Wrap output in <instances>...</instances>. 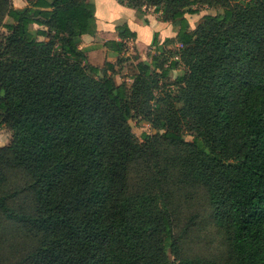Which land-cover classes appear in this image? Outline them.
<instances>
[{"label":"trees","instance_id":"16d2710c","mask_svg":"<svg viewBox=\"0 0 264 264\" xmlns=\"http://www.w3.org/2000/svg\"><path fill=\"white\" fill-rule=\"evenodd\" d=\"M25 1L0 0V264H264V0H116L176 32L126 65L131 83L113 77L126 25L99 68L79 47L93 0ZM201 6L218 13L191 29ZM133 119L155 132L137 138ZM194 191L216 258L185 254Z\"/></svg>","mask_w":264,"mask_h":264},{"label":"rangeland","instance_id":"374dc122","mask_svg":"<svg viewBox=\"0 0 264 264\" xmlns=\"http://www.w3.org/2000/svg\"><path fill=\"white\" fill-rule=\"evenodd\" d=\"M195 8V6L191 7ZM200 12L198 14H186V17L189 21L190 28L193 29L197 23L200 21L201 17L205 14H216L217 10L209 9L207 6L199 7ZM1 32H5L4 29H1ZM117 36V31L113 32L112 36H97V40L94 41L92 48L94 52L89 54L87 51V60L90 64L103 68L105 63H111L108 57H103L100 49L102 46L100 43L106 38H113ZM130 40H127L124 43L123 53L120 55V63H117L115 66V71L113 77L116 83L128 82L131 83V78L127 75L126 65L131 62H150L152 55H158L159 51L151 45L150 47L142 50L141 52L137 51L134 46L131 45ZM117 58H113L115 63ZM182 69H177L172 71L169 75V79L161 83V89L166 90L169 86H172L171 83L176 76L182 74ZM133 132L137 138L141 139L142 134H152L155 131L150 127V125L142 119H133L130 121ZM185 139L191 140L192 135L190 132L186 131ZM12 138L11 130L5 125L0 128V146H6L10 143ZM18 182V181H17ZM189 194V193H188ZM187 194V195H188ZM191 198L186 199V207L184 214L181 215L180 223L178 225L179 230H182L188 222V226L184 229V250L186 255H198L202 257H211L216 258L220 255V252L224 251L225 242L223 236L214 228L209 214L205 211L203 206V194L200 191H194L190 194ZM193 216V219L187 221L188 217ZM10 238V237H9ZM10 241H16L14 238H10Z\"/></svg>","mask_w":264,"mask_h":264},{"label":"crops","instance_id":"0c3cea01","mask_svg":"<svg viewBox=\"0 0 264 264\" xmlns=\"http://www.w3.org/2000/svg\"><path fill=\"white\" fill-rule=\"evenodd\" d=\"M95 4V18H96V34L82 35L80 39L79 47L83 51H87L89 54L94 52L92 46L97 40V36H112L113 32L117 31V27L126 25L128 29L136 33V38L130 40L131 45L141 52L142 50L150 47L154 36H157L158 43H162L166 38H172L175 36V29L169 23L158 20L156 14L149 12L143 18H138L135 14V10L126 6L119 5L116 0H93ZM14 9H22L26 6L25 0H11ZM39 28L37 25H33L32 29ZM107 40H120L117 36L106 38L102 40L100 45L102 48L103 57H108L110 62H113V58L118 56L111 50H108L104 46V42ZM127 40L123 42L126 43ZM86 52V54H87Z\"/></svg>","mask_w":264,"mask_h":264}]
</instances>
